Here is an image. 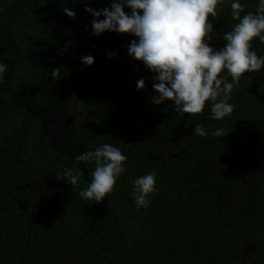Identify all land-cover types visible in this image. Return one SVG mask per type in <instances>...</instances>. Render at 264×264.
I'll return each mask as SVG.
<instances>
[{"label":"trees","instance_id":"obj_1","mask_svg":"<svg viewBox=\"0 0 264 264\" xmlns=\"http://www.w3.org/2000/svg\"><path fill=\"white\" fill-rule=\"evenodd\" d=\"M241 3L242 16L258 6ZM86 4L111 0H0V264H264V69L234 86L230 117L212 119L207 102L181 117L152 102L154 74L128 54L135 37L92 35ZM217 12L215 49L238 23L229 0ZM251 50L264 56V43ZM105 143L126 172L104 201L86 200L95 164L75 156ZM65 168L78 186L56 178ZM152 170L158 191L137 210L132 181Z\"/></svg>","mask_w":264,"mask_h":264},{"label":"clouds","instance_id":"obj_2","mask_svg":"<svg viewBox=\"0 0 264 264\" xmlns=\"http://www.w3.org/2000/svg\"><path fill=\"white\" fill-rule=\"evenodd\" d=\"M224 0H111L109 7L96 10L85 6V11L93 16L92 35L99 36L105 31L130 34L132 39L128 54L138 60L154 74L152 87L155 94L152 102L161 105L171 102L175 112L197 114L205 110L206 102L211 118L223 120L230 117L235 105L229 103L235 85L246 73H259L264 69V56L251 50L252 41L258 38L264 43V0H258L256 11L244 12L241 0H229L232 16L238 21L231 31L225 32L222 40L225 45L213 48L214 25L209 15H218L217 6ZM130 8V14L125 11ZM63 11L70 18L76 12L68 7ZM103 17V19H101ZM109 59L114 53H109ZM85 66L94 63L92 55L81 57ZM7 64L0 62V85L5 83ZM227 71L229 82L222 72ZM61 67L52 69L53 79L58 80ZM146 87L144 78L137 81V90ZM222 128L215 129L211 135L220 136ZM194 134L209 135L200 124ZM75 161L93 163L91 182L80 191L81 198L104 201L113 193L117 180L126 172L127 156L118 147L105 143L95 150L75 156ZM157 172L152 170L135 178L132 183L134 203L137 210L147 209L150 196L158 191ZM56 178L78 186L80 175L71 168L57 172Z\"/></svg>","mask_w":264,"mask_h":264}]
</instances>
